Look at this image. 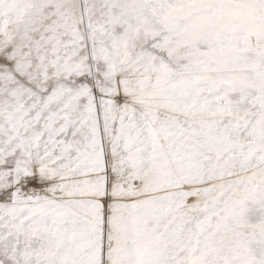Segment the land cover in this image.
Listing matches in <instances>:
<instances>
[{
    "label": "snow or ice",
    "instance_id": "obj_1",
    "mask_svg": "<svg viewBox=\"0 0 264 264\" xmlns=\"http://www.w3.org/2000/svg\"><path fill=\"white\" fill-rule=\"evenodd\" d=\"M0 264H264V0H0Z\"/></svg>",
    "mask_w": 264,
    "mask_h": 264
}]
</instances>
